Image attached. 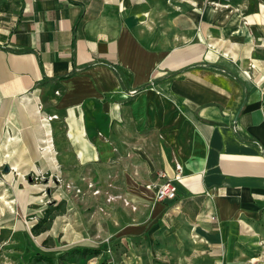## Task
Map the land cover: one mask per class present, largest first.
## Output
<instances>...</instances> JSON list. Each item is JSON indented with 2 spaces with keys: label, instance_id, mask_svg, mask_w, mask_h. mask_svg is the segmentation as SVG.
<instances>
[{
  "label": "crops",
  "instance_id": "crops-1",
  "mask_svg": "<svg viewBox=\"0 0 264 264\" xmlns=\"http://www.w3.org/2000/svg\"><path fill=\"white\" fill-rule=\"evenodd\" d=\"M4 35L0 163L113 180L123 264L264 259V0H23Z\"/></svg>",
  "mask_w": 264,
  "mask_h": 264
},
{
  "label": "rangeland",
  "instance_id": "rangeland-1",
  "mask_svg": "<svg viewBox=\"0 0 264 264\" xmlns=\"http://www.w3.org/2000/svg\"><path fill=\"white\" fill-rule=\"evenodd\" d=\"M21 2L0 0V35L17 22ZM10 165L9 171L5 166L0 168V206L4 207V214L0 212V264H46L30 259L25 253L29 242L53 257L55 264H123L122 257L131 249L130 244L113 238L109 231L114 216L119 214L115 209L120 207L128 215L132 205L137 204L128 199L130 206L124 201L125 197L110 195L113 194L109 191L114 188L113 180L93 177L92 183L96 186L90 187L91 179L83 176L66 181L39 179L19 167L18 173ZM96 189L100 192L96 193ZM34 224H37L36 229H32ZM156 245L159 246V241ZM131 246L142 255L150 249L144 238ZM76 247H99L101 253L86 259L79 256L61 258L66 251ZM170 247L174 250L171 252L173 258L164 261L165 264L174 263L180 253L175 243ZM146 258L148 264L163 261L156 258L149 263Z\"/></svg>",
  "mask_w": 264,
  "mask_h": 264
},
{
  "label": "built area",
  "instance_id": "built-area-1",
  "mask_svg": "<svg viewBox=\"0 0 264 264\" xmlns=\"http://www.w3.org/2000/svg\"><path fill=\"white\" fill-rule=\"evenodd\" d=\"M134 92V91H133ZM57 115L56 114H53V115H48L45 117V119L47 121H50L54 118H56ZM43 146H42V150L44 151H51L53 153L56 154V151H55V147H54V140H53V137L51 134H49L44 140H43ZM5 157H8L9 154L8 153H5L4 155ZM6 165H9L8 163H6L5 161L0 163V168H4V166ZM10 167L12 168L13 165H10ZM158 177L162 179V182L161 183H156L153 185V187L155 188V197L158 201H169V200H174L176 199L177 197V186L176 184L174 183V180L170 179L167 177L166 173L164 172H160L158 174ZM175 178L178 179L180 178V174H176L175 175ZM90 187H92V184H90ZM95 192H99L98 189L95 190ZM124 201L127 203V204H131L130 201L127 199V198H124ZM133 209H135L136 207L133 206ZM251 261L253 263H256V264H264V259H256V258H252Z\"/></svg>",
  "mask_w": 264,
  "mask_h": 264
},
{
  "label": "trees",
  "instance_id": "trees-1",
  "mask_svg": "<svg viewBox=\"0 0 264 264\" xmlns=\"http://www.w3.org/2000/svg\"><path fill=\"white\" fill-rule=\"evenodd\" d=\"M21 1L23 2V0ZM21 13H22V5L18 13V16H20ZM13 27L14 26L10 28V31H12ZM0 37L5 38L4 33L1 34ZM35 226H37V224H34L32 229H36ZM31 245L32 243L30 244L29 242V244L27 245L25 249V253L30 255V259L38 261V262H43L46 264H55L53 257H51L50 255L46 253H43L42 251L38 250L37 248H34V246L33 245L31 246ZM100 253H101V249L99 247L98 248L76 247V248H71L70 250L66 251L63 255H61V258H65L68 256L67 257L68 259H74L76 256H79L81 258L86 259L88 257L90 258V257L98 256Z\"/></svg>",
  "mask_w": 264,
  "mask_h": 264
},
{
  "label": "water",
  "instance_id": "water-1",
  "mask_svg": "<svg viewBox=\"0 0 264 264\" xmlns=\"http://www.w3.org/2000/svg\"><path fill=\"white\" fill-rule=\"evenodd\" d=\"M5 170H6V171H9V165H6V166H5Z\"/></svg>",
  "mask_w": 264,
  "mask_h": 264
},
{
  "label": "bare ground",
  "instance_id": "bare-ground-1",
  "mask_svg": "<svg viewBox=\"0 0 264 264\" xmlns=\"http://www.w3.org/2000/svg\"><path fill=\"white\" fill-rule=\"evenodd\" d=\"M12 169L17 170V167L13 166Z\"/></svg>",
  "mask_w": 264,
  "mask_h": 264
}]
</instances>
